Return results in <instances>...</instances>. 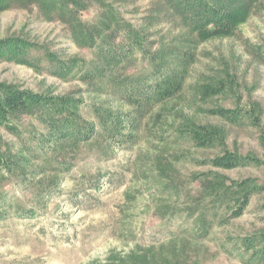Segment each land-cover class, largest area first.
Segmentation results:
<instances>
[{
    "label": "rangeland",
    "instance_id": "374dc122",
    "mask_svg": "<svg viewBox=\"0 0 264 264\" xmlns=\"http://www.w3.org/2000/svg\"><path fill=\"white\" fill-rule=\"evenodd\" d=\"M92 3L94 7L81 15L84 20L98 22V13L109 15L106 6L112 7L124 33L129 27L134 32L130 45L123 44L133 53V62L140 66L144 53L140 48L146 46L157 53L154 58L161 64L184 70V87L168 103L138 115L121 101L109 74L98 73L90 84L80 71L90 70L91 64L98 71L107 66V60L99 57L101 39L94 49L81 48L57 15L49 20L36 5L23 6L20 0L0 11V41L14 39L28 46L20 59L0 57V83L47 96H68L79 101L80 116L91 123L92 108L110 110L125 127L107 160H96L82 150L71 161L70 154L78 148L62 142L68 162L48 164V151L40 150L33 135H47V129L36 118L16 122V131L0 126L1 144L25 169L24 184L51 179L57 185L39 200L21 184L23 179H12L17 183L0 200V264H105L142 243L166 241L170 232L190 238L195 227L191 219L178 214L160 228L153 216L167 210L162 204L176 200L172 177L187 180L213 173L233 182L252 179L264 184V0L240 19L233 34L205 41L183 27L167 0ZM62 64L67 71L56 75ZM220 82H227L224 90L202 89ZM219 108L240 110L243 115L235 121L223 119L213 113ZM253 109L257 122L248 119L247 112ZM187 122L216 127L224 135L228 153L256 163L227 169L213 166L210 161L222 149L196 147L182 130ZM101 130L97 132L102 134ZM42 147L57 148L55 143ZM159 154L169 160L162 168L156 159ZM18 199H23L24 210L15 205ZM260 237L264 238V192L251 196L240 215L233 217L228 210L201 241L177 243L193 256L192 264H264L252 256L262 243L248 250L242 243Z\"/></svg>",
    "mask_w": 264,
    "mask_h": 264
},
{
    "label": "trees",
    "instance_id": "16d2710c",
    "mask_svg": "<svg viewBox=\"0 0 264 264\" xmlns=\"http://www.w3.org/2000/svg\"><path fill=\"white\" fill-rule=\"evenodd\" d=\"M11 1L0 0V11L8 9ZM20 1L23 6L36 5L49 20L57 15L68 26L72 39L81 48L94 49L96 42L101 39L102 49H100L99 57L101 60L104 59L103 61L107 60V66L98 71L99 67L97 68L96 64H91L90 70L85 68L80 71L85 73L90 84L99 77L98 73L109 74L111 83L121 101L130 105L138 115H142L146 109H153L158 104L162 106L168 103L181 93L185 82L184 70L168 68L165 64H161L159 59L157 61L154 58L157 53H151L150 49L147 51L146 46L140 48L144 50V53L141 51L143 59L140 66H137V61L133 62V53L128 46L133 41L134 32L129 27L127 34L124 33L125 29L120 25L122 21L117 18V13L112 7L106 6L105 11L109 15L98 13L100 15L98 22H89L84 20L81 15L94 7L92 1L98 0ZM259 1L167 0L169 9L181 19L183 27L200 41H205L213 36L233 34L240 19L245 17ZM101 5L103 7V4ZM122 33L126 35L122 37ZM126 42L129 43L124 48L123 44ZM26 49L28 46L19 40L0 41V57L12 58L13 55L20 59L21 55L27 51ZM186 55L185 52H182L183 57ZM49 56L51 57V55ZM125 60L128 61L127 64L123 63ZM120 63H123V66ZM71 64L76 65L77 62L72 61ZM61 66L63 67V64L59 66V72L56 75L60 76L61 73L67 71L65 67ZM229 81L227 82L231 84L232 80ZM227 82L206 85L202 89H206L209 93L224 90ZM80 106L79 101L68 96H47L0 83V126L16 131V122H20L25 117L36 118L47 129V135H38L37 133H33V135L36 136L35 139L38 141V146L41 147L40 150L48 151L46 153L48 156L46 157L50 159L48 164H52V160L56 164L68 162L64 160L67 159L65 157L67 153L65 154L64 149L61 148L62 142H69L78 148L70 154L71 161L75 160L82 150L86 151L87 156L96 160H107L109 155H112L113 141L122 136L125 128L121 118L110 110L92 108L94 122L91 123L80 116ZM256 111L253 109L247 112L249 113L247 114L248 119L253 122L258 121ZM213 113L218 117L232 121L240 119L243 115L240 110L223 108L215 109ZM108 119H111V122L114 120V122L107 123ZM130 123L128 128L133 126V121ZM182 127L186 138L196 147H220L222 149L221 155L210 161L213 166L227 169L256 163L253 158L233 156L228 153L223 147L224 135L216 127L197 126L193 122H187ZM98 128L103 130H101L102 134L97 132ZM46 143L48 146L50 143H55L59 149L44 150L42 146ZM156 159L160 168L163 164L169 163V160L161 154ZM24 175V167L14 160L7 147L0 141V200L13 189L14 183L17 182H12V179L14 181L18 176L20 181L23 179V183H20L27 186L31 197L34 196L39 200L42 196L50 195L54 187L57 186L51 179L36 183L28 182V185H25L27 180H24L26 177ZM171 180L170 187H174L178 191L175 196L176 200L162 204L161 207L168 206L167 210L157 211L153 216L157 219L160 228L166 227L165 224H169V220L178 214L191 219L195 226L191 236L193 240L191 237L184 239L181 235L170 232L171 237L166 241L159 244L142 243L125 256L109 258L105 264H192L193 256L186 253L185 247L178 244L177 241L179 239L195 243L201 241L209 234V230L219 217L227 213L228 210L233 217L240 215L249 203L251 196L264 192V184H259L256 180L233 182L222 175L213 173L193 175L187 180L172 177ZM181 200H183L182 203ZM18 203L15 205L19 209L26 208L23 199ZM257 242L262 243V246L252 254L253 259L264 261V238L248 239L242 243L248 250Z\"/></svg>",
    "mask_w": 264,
    "mask_h": 264
}]
</instances>
